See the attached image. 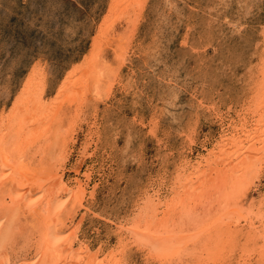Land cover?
<instances>
[{
	"label": "rangeland",
	"instance_id": "1",
	"mask_svg": "<svg viewBox=\"0 0 264 264\" xmlns=\"http://www.w3.org/2000/svg\"><path fill=\"white\" fill-rule=\"evenodd\" d=\"M110 2L0 0V115L10 112L34 71L42 79L43 100L56 95L71 69L84 66L101 22L110 14ZM142 2L129 5L132 9L126 6L117 18L113 15L118 22L106 41L110 44L95 48L97 56L111 64L104 82L111 92L86 103L77 114L75 102L68 101L63 118L53 119H63L60 124L70 128L66 161V153H56L58 143L44 148L39 142L32 150H47L67 179L77 174L85 178L90 172L76 221L82 224L80 240L101 254L118 244L119 223L133 214L132 204L141 191L168 189L184 160L194 161L217 142L221 116L225 126L243 117L264 60V0ZM116 37L127 45L120 61L114 53ZM77 86L84 89L82 83ZM56 127L52 132L57 133ZM262 167L250 189L255 207L264 200ZM27 220L19 222L25 225ZM13 232L7 241L11 252L16 251L14 243L24 241L21 233ZM132 248L124 264H149L143 250Z\"/></svg>",
	"mask_w": 264,
	"mask_h": 264
},
{
	"label": "bare ground",
	"instance_id": "2",
	"mask_svg": "<svg viewBox=\"0 0 264 264\" xmlns=\"http://www.w3.org/2000/svg\"><path fill=\"white\" fill-rule=\"evenodd\" d=\"M111 1L110 14L101 22L104 25L84 66L71 69L56 95L47 102L43 100L41 77L33 70L13 100L10 112H1L0 264H124V257L133 246L145 252L149 264H264V200L255 207L250 197V189L264 165V60L256 88L248 95L247 111L242 109L243 117L239 121L232 119L225 126L219 114L222 133L211 148L194 161L184 160L168 189L140 192L143 197L132 204L133 214L119 223L118 233L115 231V247L101 254L80 240L82 224L76 221L77 208L84 205L90 172L84 174L85 178L77 174L74 179H67L59 163H52L44 148L58 143L55 151L66 153L62 158L65 162L69 155L65 149L72 141L70 128L60 124L63 119L55 120L56 123L53 119L65 114L68 101L75 102L77 114L86 103L101 98L111 88L104 83L110 78L111 64L97 56L95 48L111 37L113 25L118 22L113 15L117 18L127 11L126 6H134L137 1L142 6L144 2ZM123 39L116 37L114 53L118 61L123 60L127 49ZM113 71L116 74L117 69ZM78 82L83 90L78 88ZM54 124L57 133L51 130ZM39 142L44 148L38 149L39 153L32 152ZM87 147L86 143L83 148ZM80 166L75 172L80 173ZM28 218L22 225V220ZM13 231L24 239L14 243L15 252L7 246Z\"/></svg>",
	"mask_w": 264,
	"mask_h": 264
}]
</instances>
